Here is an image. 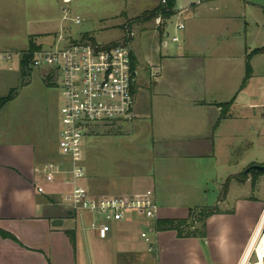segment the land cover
I'll return each instance as SVG.
<instances>
[{
    "label": "rangeland",
    "instance_id": "1",
    "mask_svg": "<svg viewBox=\"0 0 264 264\" xmlns=\"http://www.w3.org/2000/svg\"><path fill=\"white\" fill-rule=\"evenodd\" d=\"M176 1L179 10L197 5L194 9L200 13L199 17L185 15L178 19L175 16L168 22L161 17L149 21L140 19L144 13L156 9L160 0H0V50L13 54L10 61L0 63L5 69L4 94L7 88L15 90L8 122L13 124L14 116L21 113L28 123L36 114L38 122L33 124L44 136L45 143L53 144L58 153L61 92L52 80L45 79V73L51 68H31L30 63L27 72L20 68L22 58L30 57L31 39L42 50L80 42L85 35L101 45L127 39L136 60L135 91H140L142 86L148 91L151 75L163 74L161 68H192L190 76L206 85L207 100L228 103L236 97L232 113L241 118L240 133L245 132L247 142L240 143L239 123L231 122V133L224 129L216 138L215 159L203 163L180 158L189 155L186 153L175 155L179 143L195 141L179 138V123L171 124L168 129V125L162 126L157 119L137 118L126 124L97 126L85 139L87 175L83 185L89 193L95 197L123 196V192L136 188H150L155 192L158 206L175 208L178 217L190 209L216 207L218 199H225L220 207L227 210H234L232 205L240 196L264 200V175L250 174L246 178L245 171H241L230 179L227 196L223 191L226 178L235 171L238 161L246 160L248 164L264 154V52L252 54L264 48V0ZM76 18H80L79 24L75 23ZM179 21L184 26L182 31L176 28ZM174 37L178 42H173ZM248 55H251L253 74L241 90ZM166 76L167 80L173 77ZM250 103L259 107L255 110L245 107ZM259 132L263 133L260 138ZM229 143L236 146L232 163H228L227 157ZM149 179L150 187L144 184ZM228 195L229 205L225 207ZM198 212L195 211L194 220H189L186 234L202 231L201 223L197 222ZM137 214L143 219L141 213ZM242 221L238 217L231 223L230 235L234 232L238 235ZM156 223L146 222L138 231V240L147 250L141 234L149 233V238L155 241L157 235L150 233L149 224L156 228ZM111 226L114 229L117 224L111 223ZM231 247L226 249L229 261L236 255V247ZM205 252L210 258V251ZM145 255L149 264H159L155 253Z\"/></svg>",
    "mask_w": 264,
    "mask_h": 264
},
{
    "label": "crops",
    "instance_id": "2",
    "mask_svg": "<svg viewBox=\"0 0 264 264\" xmlns=\"http://www.w3.org/2000/svg\"><path fill=\"white\" fill-rule=\"evenodd\" d=\"M175 5L173 17L177 16L179 19L188 15L196 19L200 15L195 12L197 9H194L197 5L182 10L177 7L176 0ZM178 24L182 23L179 21ZM163 31L161 35L165 33V29ZM0 53L3 51L0 50ZM177 58L180 59V56L178 55ZM21 62L20 68L25 73L28 67L23 69ZM193 71L188 67L169 66L161 68L163 74L157 76L152 74L151 88L147 91L142 86L140 91H135V120L157 119L162 126L168 125V129L171 128V124L179 123L181 125V129L178 130L179 138L182 140L191 138L195 141H192L193 143L190 140L182 141L181 145L179 143L174 150L177 152L175 155L186 153L189 155L180 158L205 163L215 159L216 138L224 129L231 131V122L239 123L237 135L242 137L240 143L241 140L247 142V136L244 131L240 133L241 118H237L232 113L236 97L232 99L234 104L230 112L231 117L222 120L216 127L221 116L219 105L227 103L207 100L206 85L190 76ZM4 72L5 69L0 67V99L8 97L12 91L15 92L14 88H7V94H4ZM166 75L173 77L167 80ZM51 78L52 73L49 70L45 73V79L49 82ZM14 102L15 95L7 104L0 103V230L14 236L19 244L0 236V264H149L145 255L149 252L138 240V231L147 221L139 214L131 216L122 224H117L116 228H112L107 239H100L89 229L88 215L73 216V212L61 205V193L66 188L62 185L46 184L43 175L37 172L48 163L61 160L59 146L56 153L53 144L45 143L44 136L33 124V121L38 122L36 114L33 115L35 118L31 116L32 119L28 122L30 124L21 113L14 116L13 124H9L7 114ZM245 107L255 110L259 106L250 103ZM262 116L264 117V114ZM28 127L31 133L28 132L30 130ZM233 134L236 135L235 132ZM262 135L263 133H258L259 138ZM165 136L166 134L163 137ZM227 149L228 163H232L236 146L229 143ZM259 159H252L248 164L246 160L238 161L234 167L235 171L228 174L225 183L253 165H264V154ZM150 181L151 179L144 184L150 187L152 184ZM40 186L45 189L46 194L38 192ZM148 189L136 188L132 192H123L122 195L141 194ZM219 201L220 199H218L220 207ZM228 205L229 195L224 203L225 207ZM232 207H235L234 210L220 207V214L207 220L204 238L180 239L173 231L157 233L155 241L158 250L155 254L159 258V264H209V262L240 264L262 219L264 200L240 196ZM159 208L160 219L163 220H186L192 211L190 209L184 216L178 217L175 208ZM238 217L243 219L241 230L237 233L239 236L235 235V232L230 235L231 223L234 224V220ZM245 218L247 221L244 220ZM68 233L75 235L74 244ZM219 244L223 245L219 246ZM231 246L236 247V255L229 261L230 256L226 249ZM222 247L225 249L220 250ZM205 250L210 251V258L205 256Z\"/></svg>",
    "mask_w": 264,
    "mask_h": 264
},
{
    "label": "built area",
    "instance_id": "3",
    "mask_svg": "<svg viewBox=\"0 0 264 264\" xmlns=\"http://www.w3.org/2000/svg\"><path fill=\"white\" fill-rule=\"evenodd\" d=\"M173 1L160 0V5L167 7ZM80 22V18L75 19L76 24ZM176 28L182 31L184 26L178 24ZM173 42H178V38L174 37ZM28 54L31 56V68H51L53 85L61 92L58 144L61 160L37 170L46 184L66 188L61 193V205L77 215H88L89 229L100 239H107L112 230L111 223L122 224L130 219L131 214L141 213L151 224L158 221L160 208L153 190L129 196L95 197L83 185L87 175L84 166L86 137L92 134L94 127L115 126L135 120L134 87L137 80L133 82V73L137 71L133 69V51L129 41L125 39L108 45L71 42ZM12 56L0 53V63L10 61ZM38 192L46 194L41 186ZM151 224L150 233L157 235ZM263 236L264 226L256 231L240 264H264V252L262 255L259 253ZM141 238L147 243L149 253L157 252V243L149 238V233L143 232Z\"/></svg>",
    "mask_w": 264,
    "mask_h": 264
},
{
    "label": "trees",
    "instance_id": "4",
    "mask_svg": "<svg viewBox=\"0 0 264 264\" xmlns=\"http://www.w3.org/2000/svg\"><path fill=\"white\" fill-rule=\"evenodd\" d=\"M175 1L169 3V5L167 7H162L161 5H159L156 9H154L153 11H148L146 13H144L142 15V17L140 19H144L146 21H149L151 19H156L161 17L163 20L168 21L170 20L174 15H175ZM81 43H96V40L89 36V35H85L82 37ZM42 48L37 46L35 44V42L33 41V39L30 40V46H29V50L28 52H30L31 54L36 52V51H40ZM264 52V49H260V50H256L254 53L252 54H258V53H262ZM31 61V56L30 57H24L22 59L21 65L23 67V69L25 67L29 66V63ZM133 69L136 70V60L135 58H133ZM253 74V70L251 67V55L247 56V62H246V76L245 79L242 83L241 86V90L245 89L248 81L251 79ZM52 80V78L50 79V81ZM15 95V92L12 91L8 97L0 99V103L1 105H5L8 102H10L11 100H13ZM234 104V100H232L230 103L227 104H222L219 105V108H221V116L220 119L218 121V123L216 124V127L219 125V123L222 120H226L229 119L231 117L230 112L232 110ZM250 174L252 175H259L257 173L251 172ZM249 174V175H250ZM231 179V178H230ZM230 179H228V181L224 184L223 186V191H224V195L227 196L228 190H229V181ZM225 199H220L219 202L224 201ZM51 202H53V200H49ZM196 210H199L198 212V219L197 222L201 223L202 225V231L200 233H187L185 232L186 228H187V224L189 222L190 219H195L194 217V213ZM220 214V209L218 208V206L216 207H207V208H203V209H195L192 210L190 213V217L186 220H163L160 219L157 221L156 223V231L158 232H165V231H174L177 233L178 238H204L206 237V222L209 218H211L214 215ZM77 214L73 213V216H76ZM70 240L72 241V243H75V235L73 233H68ZM0 236H2L4 239H9L12 240L16 243L19 244V241L12 235L3 232L0 230Z\"/></svg>",
    "mask_w": 264,
    "mask_h": 264
},
{
    "label": "water",
    "instance_id": "5",
    "mask_svg": "<svg viewBox=\"0 0 264 264\" xmlns=\"http://www.w3.org/2000/svg\"><path fill=\"white\" fill-rule=\"evenodd\" d=\"M138 74L133 73V82L137 80ZM251 172L257 173L259 175H264V165H253L246 169L244 176L247 178Z\"/></svg>",
    "mask_w": 264,
    "mask_h": 264
},
{
    "label": "bare ground",
    "instance_id": "6",
    "mask_svg": "<svg viewBox=\"0 0 264 264\" xmlns=\"http://www.w3.org/2000/svg\"><path fill=\"white\" fill-rule=\"evenodd\" d=\"M263 226H264V212H263V216H262V219H261V221L259 223L257 231L259 232V230L261 228H263ZM263 252H264V236L262 237L260 245H259V253L262 255Z\"/></svg>",
    "mask_w": 264,
    "mask_h": 264
}]
</instances>
